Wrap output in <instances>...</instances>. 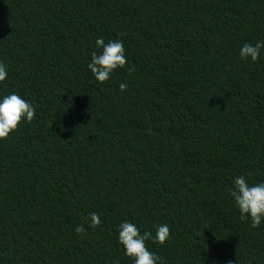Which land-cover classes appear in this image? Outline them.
Listing matches in <instances>:
<instances>
[{"label":"trees","instance_id":"1","mask_svg":"<svg viewBox=\"0 0 264 264\" xmlns=\"http://www.w3.org/2000/svg\"><path fill=\"white\" fill-rule=\"evenodd\" d=\"M97 37L126 50L103 83ZM257 40L264 0H0V93L36 109L0 139V264H133L123 220L169 225L146 241L162 264H264L228 194L264 181V49L238 55Z\"/></svg>","mask_w":264,"mask_h":264},{"label":"clouds","instance_id":"2","mask_svg":"<svg viewBox=\"0 0 264 264\" xmlns=\"http://www.w3.org/2000/svg\"><path fill=\"white\" fill-rule=\"evenodd\" d=\"M95 47L99 51L90 53L91 58L87 63V69L97 82L103 83L117 68L125 67L126 50L121 40H109L105 43L103 37L96 38ZM262 49H264V40H257L255 44L245 42L240 46L238 55L242 61L256 62ZM7 76L6 65L0 62V82L5 81ZM119 88L123 91L127 88V84L121 82ZM35 112L33 103L18 92L0 93V139L7 138L10 133L16 131L21 122H31ZM246 175L250 176L251 173L233 177L228 194L239 211V219L250 221V226L255 229L264 222V181L250 184ZM87 220L89 227H96L101 223L99 214L96 212L89 213ZM153 227L154 235L149 230L141 232L132 221L123 220L119 223L117 242L123 246L124 255L132 258L133 264H162L161 257L149 250L146 241L164 245L170 236V229L167 223L156 224ZM74 231L79 235L85 233L86 229L83 225H77ZM226 264H232V261L229 260Z\"/></svg>","mask_w":264,"mask_h":264}]
</instances>
